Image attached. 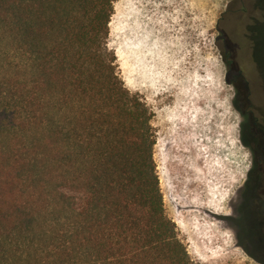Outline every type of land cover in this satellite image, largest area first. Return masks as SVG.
Wrapping results in <instances>:
<instances>
[{
	"label": "trees",
	"instance_id": "1",
	"mask_svg": "<svg viewBox=\"0 0 264 264\" xmlns=\"http://www.w3.org/2000/svg\"><path fill=\"white\" fill-rule=\"evenodd\" d=\"M113 4L0 0V264H194L164 213L152 114L108 45ZM254 30L262 67L264 23ZM249 200L237 239L264 264Z\"/></svg>",
	"mask_w": 264,
	"mask_h": 264
},
{
	"label": "rangeland",
	"instance_id": "2",
	"mask_svg": "<svg viewBox=\"0 0 264 264\" xmlns=\"http://www.w3.org/2000/svg\"><path fill=\"white\" fill-rule=\"evenodd\" d=\"M237 5L114 0L109 23L118 75L152 114L164 213L194 264H259L240 247L234 225L252 164L233 78L246 49L227 24Z\"/></svg>",
	"mask_w": 264,
	"mask_h": 264
},
{
	"label": "flooded vegetation",
	"instance_id": "3",
	"mask_svg": "<svg viewBox=\"0 0 264 264\" xmlns=\"http://www.w3.org/2000/svg\"><path fill=\"white\" fill-rule=\"evenodd\" d=\"M238 5L234 11L236 18H228L240 25L236 32L238 41L243 40L245 53L240 54L244 60V67L236 71L234 81L240 90L238 109L242 118L241 134L246 138L245 146L252 157L251 168L247 174L242 194L249 198L246 220L257 226L259 233L264 237V59L262 67L252 62V40L256 37L254 27L264 23V0H236ZM234 39V37H232ZM264 51V50H263ZM230 57V54H227ZM264 58V52H263ZM248 65H247V64ZM231 68H229V71ZM238 90V91H239ZM236 97V93H235ZM241 197V196H240ZM242 201V199H241ZM236 213L241 217L239 223L240 237L244 234L245 220L240 209ZM242 241V239H240Z\"/></svg>",
	"mask_w": 264,
	"mask_h": 264
},
{
	"label": "bare ground",
	"instance_id": "4",
	"mask_svg": "<svg viewBox=\"0 0 264 264\" xmlns=\"http://www.w3.org/2000/svg\"><path fill=\"white\" fill-rule=\"evenodd\" d=\"M214 212V211H213Z\"/></svg>",
	"mask_w": 264,
	"mask_h": 264
}]
</instances>
